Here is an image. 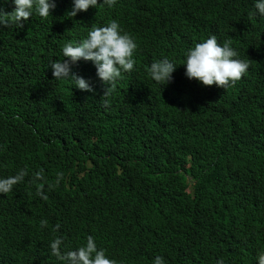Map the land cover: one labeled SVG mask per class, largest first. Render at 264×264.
<instances>
[{
    "label": "trees",
    "instance_id": "16d2710c",
    "mask_svg": "<svg viewBox=\"0 0 264 264\" xmlns=\"http://www.w3.org/2000/svg\"><path fill=\"white\" fill-rule=\"evenodd\" d=\"M54 3L46 19L0 25V177L28 172L0 194V264H62L50 241L60 238L69 250L89 236L115 264H152L156 256L165 264H257L264 16L253 14V0H116L111 8L98 0L75 17H68L72 0ZM12 9L0 0V10ZM183 11L195 24H177ZM145 15L160 18L157 41L136 23ZM111 20L137 44L133 70L107 93L91 61L71 71L93 91L54 80L49 62L67 59L62 46ZM203 26L205 38L231 41L254 65L233 94L210 102L197 97L181 64ZM160 58L177 64L174 84L150 78L147 69ZM37 171L42 178L33 183Z\"/></svg>",
    "mask_w": 264,
    "mask_h": 264
},
{
    "label": "clouds",
    "instance_id": "9594fccd",
    "mask_svg": "<svg viewBox=\"0 0 264 264\" xmlns=\"http://www.w3.org/2000/svg\"><path fill=\"white\" fill-rule=\"evenodd\" d=\"M13 9L10 12L0 10V25L21 27L34 14L46 19L55 7L54 0H11ZM100 3L111 8L116 0H100ZM98 0H72V7L68 17H75L78 12L86 11L89 7H96ZM254 15L264 16V0H253ZM197 18L191 12L183 11L177 24H185V27L195 24ZM136 23L146 34H151L155 41L161 37V21L158 16H140ZM209 26L196 29L194 33L195 44L186 49L183 54L184 76L187 78L191 89L196 92L198 98L207 102L217 96L233 94L232 89L238 82L244 80L250 67L254 66L244 60V57L231 46V41L224 42L217 34L211 33L204 37ZM137 48L134 39L124 32L116 20L109 23L91 27L86 35L78 38L74 43H66L61 48V54L67 59L51 61L52 76L54 80L68 79L72 87L82 91H93L89 80L71 71V65L79 60L91 61L96 70L97 78L107 85L105 93L114 90L116 81L129 74L134 68L133 53ZM240 48V47H237ZM177 64L168 58H160L153 61L147 71L150 78L164 87L176 82L173 72ZM173 76V77H172ZM171 82V83H170ZM135 90H139V82L133 77ZM122 90L120 89V92ZM124 93V92H123ZM125 94V93H124ZM238 150L232 153L233 156ZM28 175L26 169L21 168L14 175L0 177V194H7L13 186ZM41 173L37 171L31 176V181L41 179ZM60 174H57L59 182ZM36 195L41 199H47L41 188H37ZM44 222L42 221V224ZM63 241L54 238L50 241L51 254L62 264H115L102 248H97L93 237L89 236L86 243L75 249L64 250ZM257 264H264V250L256 256ZM152 264H165L161 256L154 257ZM217 264H223L218 260Z\"/></svg>",
    "mask_w": 264,
    "mask_h": 264
}]
</instances>
